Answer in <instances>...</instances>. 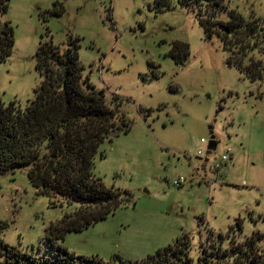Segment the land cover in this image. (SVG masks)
I'll return each mask as SVG.
<instances>
[{"label":"rangeland","instance_id":"1","mask_svg":"<svg viewBox=\"0 0 264 264\" xmlns=\"http://www.w3.org/2000/svg\"><path fill=\"white\" fill-rule=\"evenodd\" d=\"M224 3L245 18L264 19V0ZM6 23L15 43L0 62L5 105L25 107L33 99L41 43L72 39L84 76L131 123L128 133L101 143L104 157L97 156L94 174L133 199L107 219L68 233L61 244L71 253L141 260L187 234L189 264H195L204 247L264 235V74L252 81L229 64L228 51L216 36L206 37L185 0H0V29ZM176 42L187 45L183 65L171 55ZM254 56L264 64V54ZM213 135L217 147L207 154ZM228 147L231 158L212 172ZM180 177L186 183L176 187ZM72 211L67 204L51 206L27 170L0 175L6 244L46 255L51 225Z\"/></svg>","mask_w":264,"mask_h":264},{"label":"trees","instance_id":"2","mask_svg":"<svg viewBox=\"0 0 264 264\" xmlns=\"http://www.w3.org/2000/svg\"><path fill=\"white\" fill-rule=\"evenodd\" d=\"M197 12L207 38L216 36L228 51V62L248 79H262L264 64L254 52L264 54V19L245 18L224 0H185ZM6 7V6H5ZM13 28L0 29V62L12 53ZM79 46L70 39L64 45L41 43L35 69L40 85L33 99L22 107L17 101L0 100V175L27 170L37 192L53 207L67 204L73 211L52 224L46 255L21 251L0 238V264H189L191 241L187 234L141 260L120 255L110 260L76 256L61 244L70 232H80L107 219L132 201L127 190L107 187L94 174L101 143L131 129L127 116L108 102L83 74ZM187 45L176 42L171 51L179 64ZM235 227L242 231V220ZM234 230V226L230 227ZM264 235L255 232L243 241L230 240L228 247L214 243L204 247L195 264H264Z\"/></svg>","mask_w":264,"mask_h":264},{"label":"built area","instance_id":"3","mask_svg":"<svg viewBox=\"0 0 264 264\" xmlns=\"http://www.w3.org/2000/svg\"><path fill=\"white\" fill-rule=\"evenodd\" d=\"M202 143H206L205 139L201 140ZM209 145V142H208ZM202 154V153H201ZM231 154H232V150L230 147H228L225 152L220 156L219 160L216 161L211 167V171L215 172V173H219L221 171V169L224 167V165H226V163L229 161V159L231 158ZM208 161V159H206V162ZM186 183V179L185 177H180L178 179H176L174 181V185L176 187H182L184 186Z\"/></svg>","mask_w":264,"mask_h":264},{"label":"water","instance_id":"4","mask_svg":"<svg viewBox=\"0 0 264 264\" xmlns=\"http://www.w3.org/2000/svg\"><path fill=\"white\" fill-rule=\"evenodd\" d=\"M217 143H218V142L216 141L215 136L213 135V136L211 137V140L209 141L208 152H207V154H211L212 151H214V150L216 149V147H217Z\"/></svg>","mask_w":264,"mask_h":264},{"label":"crops","instance_id":"5","mask_svg":"<svg viewBox=\"0 0 264 264\" xmlns=\"http://www.w3.org/2000/svg\"><path fill=\"white\" fill-rule=\"evenodd\" d=\"M102 258V257H101ZM103 259V258H102Z\"/></svg>","mask_w":264,"mask_h":264}]
</instances>
